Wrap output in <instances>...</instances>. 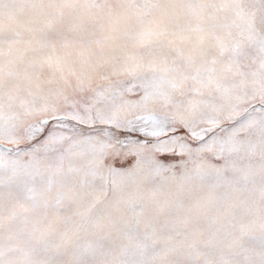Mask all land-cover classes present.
Wrapping results in <instances>:
<instances>
[{"label": "snow or ice", "instance_id": "6c2138e0", "mask_svg": "<svg viewBox=\"0 0 264 264\" xmlns=\"http://www.w3.org/2000/svg\"><path fill=\"white\" fill-rule=\"evenodd\" d=\"M0 264H264V0H0Z\"/></svg>", "mask_w": 264, "mask_h": 264}]
</instances>
